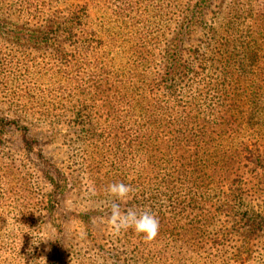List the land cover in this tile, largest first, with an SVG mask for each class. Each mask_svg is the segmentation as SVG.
<instances>
[{
	"label": "trees",
	"instance_id": "16d2710c",
	"mask_svg": "<svg viewBox=\"0 0 264 264\" xmlns=\"http://www.w3.org/2000/svg\"><path fill=\"white\" fill-rule=\"evenodd\" d=\"M18 12L25 26L0 19V31L27 51L43 46L48 63L34 72L21 51L0 54V87H15L12 118L0 115V264H38L43 226L63 232L74 171L44 151L63 128L66 162H82L96 188L91 204L110 205L104 189L124 182L135 193L121 207L159 219L150 242L131 229L111 238L126 264L247 253V238L264 232V0H30ZM33 81L47 90L32 94ZM73 215L96 240L95 214ZM43 246L44 264H59V241Z\"/></svg>",
	"mask_w": 264,
	"mask_h": 264
},
{
	"label": "rangeland",
	"instance_id": "374dc122",
	"mask_svg": "<svg viewBox=\"0 0 264 264\" xmlns=\"http://www.w3.org/2000/svg\"><path fill=\"white\" fill-rule=\"evenodd\" d=\"M30 0H0V19L4 20L6 24H9L8 28H16L20 26H25L26 19L25 15L19 13L22 4L27 3ZM3 5V6H2ZM16 15L15 17L9 16V14ZM19 16V17H17ZM30 20V19H29ZM4 26H7V25ZM3 26V23L0 22V30ZM1 36L7 37L8 40H3ZM13 33L9 32L6 35L2 34L0 31V54L5 52L9 54V52H15L19 50L23 53L21 59L24 64V60L29 62V68H32V71H36L37 67H45L48 63V55L45 53V49L43 46L40 50H28L27 47L21 48L14 46L10 40ZM10 39V40H9ZM2 46V48H1ZM5 81V80H4ZM4 83V82H3ZM11 82L6 81L7 87H10ZM1 84V80H0ZM32 88L30 91L32 94L38 91L47 90L48 86H43L40 81L38 83L32 82ZM10 91H3V88L0 87V115L5 118H12V110L10 108V101L13 98L12 91H15V87ZM3 91V92H2ZM19 91V90H18ZM35 128L33 134L38 138H43L46 140L48 137L44 129ZM60 130V129H59ZM64 128L61 129L60 136H57L56 139L50 140L44 147L45 154L47 156L52 157V161L58 167L63 168L67 174H70L69 170H73V180L75 182V188L70 191L69 194L65 196L60 205V213L61 220L65 222L63 226V232L58 235L57 230H55L51 225L45 224L43 226V230L40 237V243H42V256L37 258L38 264H44L46 258V249L43 244L47 243L50 240L57 239L59 241L60 252V261L59 264H123L125 260L130 261V256L126 254L122 255L119 252H111L108 248L109 241L113 237L109 234L106 224L108 202L102 201L98 204H91V201L88 196L85 195L86 189L88 187V182L84 180L83 175H80L79 168L82 162H66L68 156L67 154L71 152L68 149L69 137H65L66 133L64 132ZM7 139L9 140V145L11 148L10 154H13V158L19 157V136L18 133L13 131L7 135ZM69 150V152H68ZM19 154V155H18ZM23 156V154L21 155ZM69 160V159H68ZM76 159H74L75 161ZM21 164V162H17ZM89 163V162H86ZM94 163V162H93ZM20 167L22 171H26L29 168V162H23ZM69 167V169H68ZM99 168V167H98ZM97 170V168H96ZM99 171V170H98ZM103 171V170H102ZM36 179L41 178L40 173L36 170ZM40 185H42V193H47L50 191L46 182H43L42 178L38 180ZM93 198V197H91ZM92 212L95 215L93 216V225L91 230L92 234L96 235V240H93L91 235L88 236L87 229L83 226V224L74 217V213H84V212ZM244 230L236 228L234 240L235 242L232 245L238 246L240 245L241 240L243 239ZM264 232L257 233L256 236L260 235L258 239L255 240L256 236H252L251 239H248L247 249L248 252L245 253L242 251L237 255H224L220 254L218 259L216 257H209L207 263H215L222 264L221 261L227 259L226 264H264ZM243 246H246L244 243ZM44 247V248H43ZM229 250V249H228ZM231 252V250H229ZM123 260V261H122ZM132 263V261H130ZM130 263V264H131ZM124 264H126L124 262ZM140 264V263H135Z\"/></svg>",
	"mask_w": 264,
	"mask_h": 264
},
{
	"label": "clouds",
	"instance_id": "9594fccd",
	"mask_svg": "<svg viewBox=\"0 0 264 264\" xmlns=\"http://www.w3.org/2000/svg\"><path fill=\"white\" fill-rule=\"evenodd\" d=\"M105 194L112 198L106 218L107 229L110 235L119 236L129 229L136 234L142 235L146 242L156 238L159 230V219L150 208L136 210L134 208H122V204L133 197L135 189L124 182H113L104 189ZM85 195L89 198L96 195V188L91 185L86 189ZM116 201H119L117 203Z\"/></svg>",
	"mask_w": 264,
	"mask_h": 264
}]
</instances>
